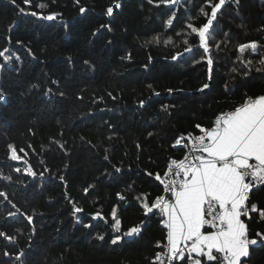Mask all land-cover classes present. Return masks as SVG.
Listing matches in <instances>:
<instances>
[{"label":"trees","instance_id":"16d2710c","mask_svg":"<svg viewBox=\"0 0 264 264\" xmlns=\"http://www.w3.org/2000/svg\"><path fill=\"white\" fill-rule=\"evenodd\" d=\"M214 3L0 0V264H157L168 230L152 206L171 159L197 124L264 95V0H225L206 50L189 25ZM252 204L264 209V186ZM243 218L257 243L241 264H264V218Z\"/></svg>","mask_w":264,"mask_h":264},{"label":"snow or ice","instance_id":"6c2138e0","mask_svg":"<svg viewBox=\"0 0 264 264\" xmlns=\"http://www.w3.org/2000/svg\"><path fill=\"white\" fill-rule=\"evenodd\" d=\"M24 2L27 4L29 0ZM164 2L174 3L175 0ZM224 4L225 0L212 4L210 18L200 28L189 25L193 32H198L199 40L206 50V33ZM115 7H119V4ZM83 11L85 9L81 8V12ZM201 12L209 16L203 8ZM112 13L113 7H108L107 14ZM55 15L57 14L53 13L46 18L51 20ZM167 23L171 25L172 18L168 19ZM246 49L256 52L257 43L239 45L240 53H244ZM4 52H0V56L5 60L10 59ZM260 63L264 65V59ZM208 64L211 66V58ZM204 87L207 88L208 85L205 84ZM196 128L200 129L202 134H189L187 139L191 144L184 145L189 149V153L183 159H171L165 172L168 179L167 183H164V190L171 193L173 199L159 196L152 206H163L162 211L166 216L164 224L168 229L167 252L158 254L157 260L163 255L168 258V264H172L173 260L185 259L190 264H202L201 257H206L203 264H241V258L249 256V246L257 243L256 239L249 238L248 225L241 217H249L250 213L258 212L264 218V209H260L256 204L251 207L248 205L252 189L264 186V95L246 98L245 102L233 111L218 116L210 129L202 128L199 124ZM184 139L177 138L175 144L180 145ZM8 148L12 159H21L13 145H8ZM26 170L31 171L30 168ZM156 178L160 179L159 174ZM143 207L152 211L148 203ZM81 211L80 208L75 209V212ZM100 215L97 212L93 218ZM111 215L114 220L113 227L119 230L121 222L116 218L115 210ZM205 226L211 230H204ZM139 231V228L133 227L125 235ZM256 236L264 241V234L256 233ZM99 238L103 239V236ZM120 239V236H116L112 243L115 244ZM185 253H188L187 257ZM193 253L196 255L193 256Z\"/></svg>","mask_w":264,"mask_h":264},{"label":"built area","instance_id":"2783aa9c","mask_svg":"<svg viewBox=\"0 0 264 264\" xmlns=\"http://www.w3.org/2000/svg\"><path fill=\"white\" fill-rule=\"evenodd\" d=\"M253 98H255V97H253ZM245 102V101H244ZM244 102H242V103H244ZM241 103V104H242ZM241 104H239L238 106H240ZM237 106V107H238ZM235 108H233V109H228V110H226L225 112H221V113H219L218 115H217V117L218 116H222L224 113H227V112H231V111H233ZM216 117V118H217ZM205 129H210V128H205ZM202 134V132H200L199 134H196L195 136H198V135H201ZM186 144H191V141L189 140ZM189 153V149L187 148L186 149V152H185V154H184V156L182 157V158H180V159H183L184 157H185V155H187ZM180 159H178V160H180ZM168 168V167H167ZM167 171V170H166ZM165 171V172H166ZM167 179L168 178H166L165 177V173H164V176H163V182L164 183H167ZM163 183V184H164ZM159 196H164L166 199H169V200H171V199H173V197H172V195H171V193H168V192H165V190H164V186H163V191H162V193L159 195ZM158 196V197H159ZM155 202H156V200H155ZM162 207L163 206H161V208H157V209H161L162 210ZM205 228H208L207 226H205ZM210 229V228H209ZM166 245H167V242H166V244H165V247L163 248V249H161L160 251H159V254H161V253H165V252H167V247H166ZM181 247H183V244L181 245ZM161 261H163V264H168V258L166 257V256H163V255H161L160 256V259L159 260H157V264H161ZM174 261V260H173Z\"/></svg>","mask_w":264,"mask_h":264},{"label":"crops","instance_id":"0c3cea01","mask_svg":"<svg viewBox=\"0 0 264 264\" xmlns=\"http://www.w3.org/2000/svg\"><path fill=\"white\" fill-rule=\"evenodd\" d=\"M212 128V127H211ZM241 219L244 221V223L246 224V222H245V220H244V218H243V216L241 217ZM168 230V229H167ZM204 230H208V231H210L211 229H209V228H205ZM216 254V253H215ZM193 256H195L196 254L195 253H193L192 254ZM243 258V257H242ZM242 258H241V260H242ZM203 264V263H202Z\"/></svg>","mask_w":264,"mask_h":264},{"label":"water","instance_id":"95a60500","mask_svg":"<svg viewBox=\"0 0 264 264\" xmlns=\"http://www.w3.org/2000/svg\"><path fill=\"white\" fill-rule=\"evenodd\" d=\"M210 88V85H208L207 88H204L203 91H207Z\"/></svg>","mask_w":264,"mask_h":264}]
</instances>
